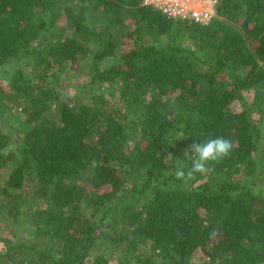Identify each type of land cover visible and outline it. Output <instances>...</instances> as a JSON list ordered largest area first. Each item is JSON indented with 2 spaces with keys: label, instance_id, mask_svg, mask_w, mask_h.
<instances>
[{
  "label": "trees",
  "instance_id": "trees-1",
  "mask_svg": "<svg viewBox=\"0 0 264 264\" xmlns=\"http://www.w3.org/2000/svg\"><path fill=\"white\" fill-rule=\"evenodd\" d=\"M141 1L0 0V264H264V0Z\"/></svg>",
  "mask_w": 264,
  "mask_h": 264
},
{
  "label": "clouds",
  "instance_id": "clouds-1",
  "mask_svg": "<svg viewBox=\"0 0 264 264\" xmlns=\"http://www.w3.org/2000/svg\"><path fill=\"white\" fill-rule=\"evenodd\" d=\"M233 144L230 140L223 137L210 138L200 143H193L184 155L190 158V166L185 170L184 166L177 167L172 163V157L169 155V161L174 167L172 168L174 176L178 180H186L194 174H204L211 171L210 163L218 161L230 155Z\"/></svg>",
  "mask_w": 264,
  "mask_h": 264
},
{
  "label": "built area",
  "instance_id": "built-area-1",
  "mask_svg": "<svg viewBox=\"0 0 264 264\" xmlns=\"http://www.w3.org/2000/svg\"><path fill=\"white\" fill-rule=\"evenodd\" d=\"M216 0H142L141 4L159 9L174 18L207 23L215 15Z\"/></svg>",
  "mask_w": 264,
  "mask_h": 264
}]
</instances>
